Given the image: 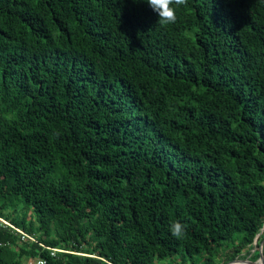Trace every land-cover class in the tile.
I'll list each match as a JSON object with an SVG mask.
<instances>
[{"label":"trees","instance_id":"obj_1","mask_svg":"<svg viewBox=\"0 0 264 264\" xmlns=\"http://www.w3.org/2000/svg\"><path fill=\"white\" fill-rule=\"evenodd\" d=\"M173 7L0 0V264L264 255V0Z\"/></svg>","mask_w":264,"mask_h":264},{"label":"clouds","instance_id":"obj_2","mask_svg":"<svg viewBox=\"0 0 264 264\" xmlns=\"http://www.w3.org/2000/svg\"><path fill=\"white\" fill-rule=\"evenodd\" d=\"M158 14V22L161 25L174 24L176 22V7L186 6L188 0H140ZM170 231L173 236L180 238L184 233V227L179 222L171 225Z\"/></svg>","mask_w":264,"mask_h":264},{"label":"rangeland","instance_id":"obj_3","mask_svg":"<svg viewBox=\"0 0 264 264\" xmlns=\"http://www.w3.org/2000/svg\"><path fill=\"white\" fill-rule=\"evenodd\" d=\"M31 216H32L31 212H29L28 213V218L30 219ZM258 243H259V239L255 241L254 248L252 249V253L250 255L246 251L243 250L242 253H240L239 256L233 262H228L227 261V257L224 256V253L226 251V247L227 246H230L231 247L230 249H233L234 247H236L238 245V242L235 241V242L225 243V244H223L224 246H221L219 248L220 258H217L216 263H218V264H249L250 262H252L250 259H251L252 255H253V253H255ZM262 247L259 248L260 251L261 250L263 251ZM28 259L29 258H26L24 260V262H27ZM258 262H260V260H258ZM155 264H183V263L181 262L180 256H177V257H175L173 259H169V260H164V261H160V262L156 261Z\"/></svg>","mask_w":264,"mask_h":264},{"label":"built area","instance_id":"obj_4","mask_svg":"<svg viewBox=\"0 0 264 264\" xmlns=\"http://www.w3.org/2000/svg\"><path fill=\"white\" fill-rule=\"evenodd\" d=\"M0 225L5 227V228H10L16 234H20L22 240L30 239V240L35 241V239L33 237H31L30 235L25 233L20 228H17L10 221H8L2 217H0ZM51 251H52V254H54V253L61 251V250L60 249H51ZM25 264H46V262L44 260H30V261H27Z\"/></svg>","mask_w":264,"mask_h":264},{"label":"water","instance_id":"obj_5","mask_svg":"<svg viewBox=\"0 0 264 264\" xmlns=\"http://www.w3.org/2000/svg\"><path fill=\"white\" fill-rule=\"evenodd\" d=\"M259 236H260V234H259ZM258 238V237H257ZM257 238H256V240H257ZM262 247V246H261ZM260 262H259V264H263V261H264V255H263V253H262V250L260 251ZM249 264H258V262L257 263H254V262H250Z\"/></svg>","mask_w":264,"mask_h":264}]
</instances>
